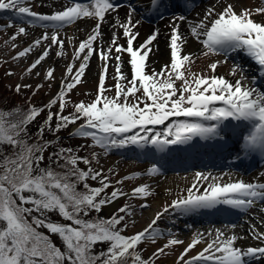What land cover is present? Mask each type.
Segmentation results:
<instances>
[{
    "label": "snow or ice",
    "instance_id": "1",
    "mask_svg": "<svg viewBox=\"0 0 264 264\" xmlns=\"http://www.w3.org/2000/svg\"><path fill=\"white\" fill-rule=\"evenodd\" d=\"M28 2L0 0V10H14L17 16L30 18L27 20L29 25L54 30L51 35L45 32L14 57H25L44 41H51L49 48L28 68L29 73L49 56L52 46H59L57 54L64 55L65 41L60 36V29L83 18H93L97 22L91 34L79 43L75 51L74 60H79L84 54L79 68L73 75L75 64L67 67L60 91L45 106L51 109L59 103V111L53 113L49 110L37 137L31 136L29 126L45 108L33 105L26 110L20 107L0 109V264H155V259L142 257L138 246L146 240L155 243L163 234L154 225L164 213H157L147 228L133 235L123 234L127 223L121 227L125 215H130L128 205L118 209V213L124 215L90 218L92 212L100 213L104 206L127 193L116 188L106 195V190L112 186L108 176L102 170L93 168V161L78 155L73 148L59 147L52 151L48 155L49 163L45 165V152L53 145V141L44 140L45 126L48 131L58 133L83 120L70 135L90 139L92 146L105 151L129 146L140 150L151 147L157 153H167L172 146H188L197 138L205 142L224 140L233 121L244 122L248 128L247 134L242 135L240 150L246 156L253 153L264 155V90L245 86L246 78L242 74L245 69L241 65H234L231 70L232 76L240 74L235 82L224 76L192 72V54L183 53L187 38L175 23L176 20L185 21V15L173 17L169 40L170 63L163 65L159 72L153 69L149 74L150 46L157 39L159 30L154 31L144 43L134 46L139 36L134 31L138 22L134 24L132 21L134 8L130 9L124 22L116 19L112 25L122 29L127 46L118 44L119 36L113 33L110 46L104 49L94 47V44L101 36V23L105 21L106 14L118 10L119 5L113 0H69L63 10L52 14L35 12L26 6ZM182 2L187 10L190 0ZM166 6V0H149L148 10L159 12L161 7ZM259 14H264V7L237 11L234 4L227 3L217 12L216 7L211 6L199 21L190 22V36L203 45L206 56L243 52L258 65V75L264 77V22L253 19ZM26 34V28L19 27L12 39ZM113 50L117 61L113 76L116 83L115 95L110 97L106 93L112 89L106 88L105 82L108 78L107 62L112 58ZM93 54L104 61L97 95L89 103L81 101L75 104L74 111L64 115L68 104L65 98L82 82ZM122 54L129 57L130 80L122 72ZM220 63L216 61L209 65L212 73L216 72ZM54 71L49 68L46 79H54ZM68 77H71V82H68ZM255 80L256 77H253ZM177 81L181 82L179 88ZM22 87L32 86L18 84L15 91L20 93ZM41 87L43 85H37L36 90ZM54 117L57 121L55 127L52 126ZM161 125L164 126L163 131H157L156 126ZM240 126L239 123L232 125ZM6 147L11 151H5ZM81 163L87 166L86 169L79 166ZM160 171V167L153 164L147 174L156 175ZM222 179L210 172H196L187 195L172 201L164 212H168L170 207L187 215L227 206L246 213L254 204L264 202V183L243 180L221 183ZM89 180L98 181L99 186H91ZM201 181H210L203 192L200 191ZM80 185H83L82 189ZM138 195H151L149 185L135 187L132 196ZM52 214L57 215L60 221H54ZM235 227L232 225V228ZM250 234L253 239L264 242V233L255 226H251ZM207 235L212 236L213 233ZM53 236L59 237L60 245L52 239ZM242 238L216 229L214 238L200 252L185 259L203 242L204 234H197L181 253L178 264H253V261L264 259V245L238 247L237 243ZM183 243L176 238L169 239L153 253V257L158 259L166 249ZM100 244L108 246L97 252L96 246Z\"/></svg>",
    "mask_w": 264,
    "mask_h": 264
},
{
    "label": "rangeland",
    "instance_id": "2",
    "mask_svg": "<svg viewBox=\"0 0 264 264\" xmlns=\"http://www.w3.org/2000/svg\"><path fill=\"white\" fill-rule=\"evenodd\" d=\"M227 3H232L236 6L234 1L232 0H219V3L217 2V0H207L206 2L200 4L193 12L187 14L186 15L187 19H190V22L199 21L204 16L206 10L209 7L215 6L216 11L219 12L226 6ZM237 3H238V5L236 6L237 11H240L241 8H250L252 10H255L258 7H264V0H237ZM26 6H30L32 10L37 13L50 14L49 12H46L47 9H45L48 7L43 6L40 3V0H29ZM48 9L50 10L51 8ZM25 19H26L25 17L17 16L14 10H9L7 12L0 10V100H1L0 105L1 104L12 105L15 107L22 108L21 106H17V99L21 98L23 99V102L27 103V108L33 105L36 107H42L47 105L53 98L57 96L58 92L60 91L61 84L65 79L67 67L71 64H75V67L73 68V75L75 74V71L79 68L80 63L83 60L84 54H81V58L79 60H74V54L76 49L78 48L79 43L83 39L81 37V34L78 33L74 34V31H70L67 35L66 32H63V34H60V36L65 41L63 48L64 55L60 56L57 54L60 51L59 46H52L51 49L55 50V53L53 54L52 57L56 56L55 57L56 59L54 61H49V62H47V59H45L44 61L41 62L40 65L37 66L36 69H34L31 73H29L27 71L28 68L31 66L32 63L35 62L36 59L39 58V56L44 52V50H46V48H49L51 41L50 40L44 41L39 47H36L35 56H32V53H30L27 56L22 57L20 59H14V57H16L20 51H23L24 48L32 45L36 39H39L36 35L31 34V32L27 29L28 24H24V22H26ZM87 19L93 20L95 21V23L97 22L93 18H85V20ZM253 19L256 20L257 22H264V14L255 15ZM140 20L142 22L141 18ZM183 22H187V21H183ZM9 24H11L12 26L9 27L8 26ZM102 24L103 23H101V25ZM153 26H157V24L152 25V27ZM19 27H25L27 34L19 35L15 40H13L12 37L16 35ZM148 27L150 28L151 25H149ZM138 33L139 36L137 40L134 42V46H138L144 43V41L150 36L149 35L150 33L147 34L142 32H138ZM191 40L193 42L189 44L188 48H183V53L192 54L193 57V63L191 64L192 72L202 73L207 76H211L214 74L217 76H224L226 79L230 78L231 70L234 67V65H238L237 62L225 58L224 60L218 57L217 55H213V54H209L206 56L204 55L206 49H204L203 45L195 38H192ZM195 43L196 46L194 47ZM118 44H122V43H118ZM150 47H152V45ZM125 57L126 59L121 58L123 65L122 72L125 73L128 79L130 80L132 78L131 66L128 63L129 61L128 55L125 54ZM94 58H96V56L91 57V59L88 62V67L90 66V62ZM99 60L100 63L93 69L92 73L89 70V73L87 74L86 71L88 67L86 68L84 76L82 77V82L79 85H77V87L73 89L65 98L71 103V104L68 103L70 106H72V104L76 101H80V100L86 101L87 99L93 97L96 94L99 84V77L102 70V65L104 63V61H101L100 58ZM216 61H221V63L216 69V72L212 73V71L209 68V65ZM224 61L227 62L224 63ZM107 63H108V78L106 79L105 87L112 89L107 93L108 95L111 94L110 96H114L115 95L114 84L116 83V81L113 79V76L115 75L116 60L110 59ZM169 63H170L169 55L164 57L162 56L158 57L156 56L155 52L152 51L149 54V59H148L149 67L147 71L149 72V74H151L153 69L159 72L163 65ZM245 63L246 62H244V64ZM242 67L244 68V65ZM49 68L55 69L54 79L52 80L46 79V72ZM255 71L258 72V69H255ZM8 73H12V75H9ZM242 74L246 78L244 80L245 86L258 87L261 89V87L253 84V79H252L253 75L250 73V71L245 69V71ZM254 77H256V79L262 78L258 74H255ZM239 78L240 76L235 78V80ZM235 80H230V81L235 82ZM68 82H71V77H68ZM18 84L31 85L32 87L30 88L22 87L21 92L17 93L15 91V88L16 85ZM180 84L181 82L177 81L178 88L180 87ZM37 85H43V87L39 88V90H36ZM7 93H10L11 96L8 97L6 95ZM137 95H140V93H137ZM68 104H67L68 106L67 112L72 113L73 110L69 108ZM0 109L3 108L0 106ZM44 111L47 112L49 110L45 109ZM51 112H53V110ZM54 122L55 123L57 122L56 118ZM163 129H164L163 125L156 126L157 131L158 130L163 131ZM46 132L47 130H45L44 134ZM46 134L47 135L52 134V131H48ZM77 140L78 139L73 140L68 146H63V147L73 148L78 155L82 157H88L93 161L91 165L93 168L97 170H102L104 175L108 176L109 182L112 186L106 190L105 194L110 195V193L116 188H119L122 192L127 193L126 196H121L113 203L104 206V208L100 213L92 212L90 214V218L93 216L94 217L99 216L104 218L109 217V215L112 214L115 210L119 209L121 205H128L130 215H125V221L123 222V224L124 223L128 224L127 228H129V230L127 231V234L132 235L135 232L143 231L145 228L148 227V225L152 222V220L155 219L157 213L163 212L164 214L156 223V226H158L159 228L161 227L160 230L163 234L159 238H157V240L155 241L157 244L149 253H152L156 249L163 247L165 244H167L169 239L176 238L182 240L184 242L183 244L172 246L166 249L165 254H162V256L159 259L160 264H178V260L181 253L191 242V240L196 238L197 234H202L198 230H203V227H196V225H192L181 220L179 212H176L174 209L170 207L168 212H164V208L166 206L171 205L172 201L176 200L178 197L186 196L187 190L192 187V184L195 179V176L193 174L202 171L188 170V171L174 172V173L166 172L164 173L165 178L167 179L168 177H171L173 179V183L170 184L167 181H166L167 183H165L164 177L163 179L161 177V175L163 174L160 175L147 174L148 170L153 166V163L150 162V160H137L135 158L132 157L128 158L125 156L124 151L131 146L122 149H111L109 151H105L104 149L98 146H92V142L88 141L87 139L81 138L80 141ZM75 143H77L78 145L81 144V148L79 149H77V147L75 148ZM83 144H85L87 147ZM146 149L147 151H151L150 147ZM86 150H89V152ZM6 151H11V149H7ZM93 154H95V159H93ZM48 155L49 153L48 151H46L45 159ZM146 161L150 163L149 167H145V165L148 164ZM130 162L131 163L135 162L139 166H132V167L127 166L126 164ZM79 166L82 169H86L87 167L82 163ZM136 174H139V176L136 178L127 179V180L124 179L125 177H133ZM190 174H192L194 177L191 176L190 179L183 180L184 183L182 184L179 182L180 180H182L181 177L183 175H190ZM252 174L255 175L252 177L251 181L249 182L264 183V175H262L264 174V165L259 167L258 170ZM212 175L216 177H223V179L220 181L221 183L234 181L232 178H230L233 177V175H231L230 173L221 174V175L220 174H212ZM118 181H123V183H117ZM209 182L210 181L200 182L201 192H203L204 188L207 186V183ZM88 183L93 187L99 186L98 181L89 180ZM144 184L149 185L151 195L147 197H143L139 195L133 197L132 196L133 189L135 187ZM80 187H83V185ZM257 205L259 206V202L254 204L252 208L256 207ZM122 215L124 214L122 213ZM257 215H260L258 212V208L252 211V213L248 215L247 222L249 223L250 228L251 226H255V228L259 232L264 233V218L260 220V218H258ZM231 229H238V228L235 227ZM169 233H171V235H169ZM230 233L231 232H227L226 235H230ZM242 233L244 236L242 239L238 241L237 243L238 247L246 248L248 246L264 245V242L253 239L252 235L250 234V230L249 231L246 230L245 232L242 231ZM213 238L214 235L208 236L207 234H205L203 242L198 244L196 248L190 251L188 253V256L185 257V259L195 256L206 246V243ZM179 264H183V262H179ZM255 264H264V259L258 260V262H256Z\"/></svg>",
    "mask_w": 264,
    "mask_h": 264
},
{
    "label": "bare ground",
    "instance_id": "3",
    "mask_svg": "<svg viewBox=\"0 0 264 264\" xmlns=\"http://www.w3.org/2000/svg\"><path fill=\"white\" fill-rule=\"evenodd\" d=\"M232 1H234L236 6L238 5L237 0H232ZM40 3L45 7L51 8L50 10L48 8H45V9H47L46 12H49V13H54L55 11L63 10V8L69 4V2H64L62 0H40ZM129 12H130L129 9H127L126 7H122V9H119L115 12H111L110 14H106V19L104 22H102L103 24L101 25V29H100L101 30V36L98 37L97 44H96L97 46L104 48V49H107L110 46V41H111V37H112L113 33H115L117 36H119L118 43H122L120 45H124L125 47L127 46L126 38L123 37L122 29L113 28L112 25L116 22V19H119V21L124 22L126 20V17L129 14ZM140 18L141 17L139 15H137L135 12L132 13L133 23L137 24V22H138V26L134 29V31L142 32L145 34L150 33L149 35H152L153 32L158 29L159 35L157 36V39L152 44V49H153L152 51L155 52L156 56H158V57H160V56L164 57L167 55L170 56L169 40H170V34L172 31V27H173V17L164 18L162 20V22H160V24H158L157 26H153V27L151 26L150 28L148 27L149 25H147L145 22H141ZM175 23H177L179 25V31L181 32V34L187 38V42L183 46V48H188L189 44L191 42H193L191 40L193 37L190 36V23L179 21V20H176ZM94 25H95V21H93V20H88V19L83 20V21L78 20L76 22V24L73 25V27H68V28H66L67 30H65V31L63 30V31L66 32V35H67L70 32V30H74V34H77V33L81 34V37L84 40V39H86V36H88V34L91 33V29L94 27ZM27 29L31 32V34L36 35L38 38H41L45 32H48V29H42V28H39L38 26H32V25H29V27H27ZM60 32H62V31H60ZM48 33L50 34V32H48ZM195 46H196V43L194 44V47ZM46 49H48V48H46ZM31 53H32V56H35L36 49L34 48ZM54 53H55V50L50 48L49 56L46 58L47 62L54 61L56 59L55 58L56 56L52 57ZM113 53H115L114 50H113ZM113 53H112L111 59L115 60L116 53L115 54H113ZM94 56H96V58H94L90 62V66L88 67V69L86 71L87 74L89 73V70L92 73L93 69L100 63L98 55L95 54ZM121 58L126 59L125 54H122ZM58 61H59V59H58ZM116 63H117V61H116ZM239 76H240L239 73L236 76L230 75V78H228V79L229 80H235V78H237ZM126 165L131 166V167L132 166H139L135 162H133V163L130 162ZM145 167H146V165H145ZM231 171L232 170H229L227 173H229ZM160 174H162V172H160L159 174H156V175H160ZM193 175L195 176V174H193ZM193 175L192 174L183 175L181 177L182 180H180L179 182L182 184V183H184L183 180H188ZM161 177H162V179L164 177L165 183H167V182L170 184L173 183V179L171 177H168L166 179L165 174L161 175ZM259 206L256 207L255 209L248 210V212H246V213L244 212V214H246V215L244 217H241L242 222L235 223L236 228H238V229H231L232 226H228V227H220V226L208 227L207 226V227H203V230H198V231L204 235L208 234L209 232H212L213 235L215 236V230L216 229H220L221 231H223V229H224L225 233L231 232L230 235L236 234L238 236L243 237L244 235H243L242 231L245 232L246 230H248V231L250 230L249 223L247 222V218H248V215L252 213V211H254L258 208V212L260 215H257V217L260 218V220H262L264 218V211H261V209L264 208V203H260Z\"/></svg>",
    "mask_w": 264,
    "mask_h": 264
},
{
    "label": "trees",
    "instance_id": "4",
    "mask_svg": "<svg viewBox=\"0 0 264 264\" xmlns=\"http://www.w3.org/2000/svg\"><path fill=\"white\" fill-rule=\"evenodd\" d=\"M15 94H16V92H15ZM8 97L9 96H11V94L10 93H7L6 94ZM0 102H1V100H0ZM3 109H11V108H13V107H15V106H12V105H4V104H1L0 105ZM17 106H21L22 107V109H27V103L26 102H23V99H21V98H19V99H17ZM70 107V106H69ZM67 108V107H66ZM71 110H73L74 111V108H70ZM56 110V109H55ZM52 111V110H51ZM59 111V109H57L56 110V112H58ZM55 112V111H54ZM55 112V113H56ZM67 112V110L65 109L64 110V115H69V114H71V113H66ZM46 115H47V112H44V113H41L40 115H39V117L29 126V133L31 134V136L33 137V138H35V137H37L38 136V129L41 127V126H44V121L46 120ZM55 118H53V121H52V126L53 127H55ZM83 122V120H80V121H77V123H82ZM73 125H70L67 129H64V130H61L60 132H58V133H54V132H52V134H46L47 132H48V130H47V127L45 126V130H47V132L44 134V140H51V141H53V145L51 146V147H49L48 148V153H51L52 151H54V150H56V149H58L59 147H63V146H68L73 140H74V138L73 137H69V138H66L65 136H68L69 134H70V129H71V127H72ZM53 135H55V136H53ZM59 135H61V136H64V137H57V136H59ZM76 146H77V143H75V148H76ZM7 149H10V148H5V151L7 150ZM45 165H47L48 163H49V161H48V156L46 157V159H45ZM63 161H61V163H62ZM55 167V166H54ZM80 186H82V185H80ZM81 189H82V187H81ZM94 217V216H93ZM52 219L54 220V221H60V218L57 216V215H55V214H52ZM42 231H46V230H44V229H41ZM52 239L58 244V245H60L61 244V242H60V240H59V237L58 236H53L52 237ZM145 245H140V246H138V251L141 253V255H142V257L144 258V259H149V258H153L154 259V257L153 256H151V255H149L150 253V251L152 250V248H150L149 246H147V242H145L144 243ZM107 244H100V245H97L96 246V251L97 252H99V251H101L102 249H106L107 248ZM129 264H131V262H129Z\"/></svg>",
    "mask_w": 264,
    "mask_h": 264
}]
</instances>
